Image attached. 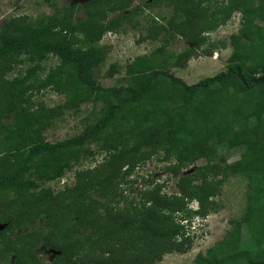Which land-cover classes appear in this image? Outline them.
<instances>
[{
  "label": "trees",
  "instance_id": "1",
  "mask_svg": "<svg viewBox=\"0 0 264 264\" xmlns=\"http://www.w3.org/2000/svg\"><path fill=\"white\" fill-rule=\"evenodd\" d=\"M135 1L89 0L0 26V264H155L185 253L193 222L218 210L228 175L247 180L244 212L195 264H264V0ZM154 8L163 12L146 18L140 41L161 46L126 64L120 86H104L102 38L137 29L138 16ZM236 11L241 26L222 71L194 84L170 72L226 45L209 35ZM178 39L191 45L168 50ZM51 58L57 63L46 67ZM45 90L63 101L36 103ZM86 104L78 133L45 138ZM231 142L243 148L239 160L217 161L216 146ZM88 144L97 149L80 150ZM86 153L103 158L76 170L72 188L44 186ZM154 156L177 179L169 194L138 173ZM40 245L58 252L50 263L37 258Z\"/></svg>",
  "mask_w": 264,
  "mask_h": 264
},
{
  "label": "rangeland",
  "instance_id": "2",
  "mask_svg": "<svg viewBox=\"0 0 264 264\" xmlns=\"http://www.w3.org/2000/svg\"><path fill=\"white\" fill-rule=\"evenodd\" d=\"M89 0H0V26L6 20L12 17L26 16L28 21H33L41 17L52 15L57 8L64 6L81 5ZM255 1V0H254ZM253 1V2H254ZM141 1L136 0L134 6L140 5ZM161 9H152L144 11L143 15L138 16L137 29H131L123 34H106L101 44L106 45L107 56L104 64L100 66L97 78L104 86H120L118 80L124 76V68L126 64L132 61L136 56L146 54L158 49L160 42L140 41V35L145 34L147 26V17L158 16L162 13ZM240 12L233 13L231 19L215 32L209 35L210 41H220L221 48L214 50L211 56H193L185 67L175 68L171 67L170 72L174 73L178 78L182 79L187 84H194L205 77H212L224 69L225 61L231 53L229 48V37L236 34L240 29ZM256 25H261L259 21ZM228 42V43H227ZM188 44L181 39L177 42L169 44L167 49L172 51H180ZM56 59H50L45 63L46 67L55 66ZM116 64L118 71L112 77H108L106 73L109 72L110 67ZM120 67V68H119ZM33 100L37 103H42L46 107H53L63 101L61 95L53 91L45 90L33 96ZM96 108H99V104ZM91 104L83 105L80 112L72 117L64 116L61 121L52 129L46 132L45 138L49 142H55L66 139L81 130L80 120L89 115ZM86 146H89L87 148ZM97 146L94 144L85 145L81 151L90 149L96 150ZM217 161L222 159L227 165L239 160L243 151L239 145L235 143H224L215 148ZM103 155L94 154L88 156L87 153L81 157V162L74 165L73 169L67 172L60 180L56 182L46 183L45 187L51 188L54 192L60 191L65 187L72 188L75 185L76 178L74 172L82 170L87 167H92L101 161ZM204 159H200L195 163V166L204 164ZM194 168H187L183 172L191 173ZM138 173L145 178H150L158 184L165 183V192L168 194L175 191V179L163 170V163L157 161V156L151 159L144 165L138 168ZM137 184L135 187H139ZM217 196L214 198L218 206L216 212L208 214L203 220H195L190 228L191 241L187 243V251L185 253H172L164 255L161 260L155 264H195V258L198 255H205L206 251L218 243L228 232L230 228V221L239 219L244 212L245 202L248 194L247 180L243 175H228L223 177L222 184L218 188ZM190 206L195 209L197 204L192 202ZM244 234V232H243ZM245 240V238H244ZM36 256L46 255L44 262L51 261L57 254L53 250L45 249L40 245L35 249Z\"/></svg>",
  "mask_w": 264,
  "mask_h": 264
},
{
  "label": "flooded vegetation",
  "instance_id": "3",
  "mask_svg": "<svg viewBox=\"0 0 264 264\" xmlns=\"http://www.w3.org/2000/svg\"><path fill=\"white\" fill-rule=\"evenodd\" d=\"M44 257H46V255L44 256V255H41V254H40L39 257L37 256V258L40 259V260L45 259ZM52 260H53V258L51 259V261H52ZM42 261H44V260H42ZM51 261H47L46 263H50Z\"/></svg>",
  "mask_w": 264,
  "mask_h": 264
},
{
  "label": "water",
  "instance_id": "4",
  "mask_svg": "<svg viewBox=\"0 0 264 264\" xmlns=\"http://www.w3.org/2000/svg\"><path fill=\"white\" fill-rule=\"evenodd\" d=\"M5 227V225H0V230H2Z\"/></svg>",
  "mask_w": 264,
  "mask_h": 264
},
{
  "label": "clouds",
  "instance_id": "5",
  "mask_svg": "<svg viewBox=\"0 0 264 264\" xmlns=\"http://www.w3.org/2000/svg\"><path fill=\"white\" fill-rule=\"evenodd\" d=\"M188 45H191V44H188ZM57 254H58V252H57Z\"/></svg>",
  "mask_w": 264,
  "mask_h": 264
}]
</instances>
